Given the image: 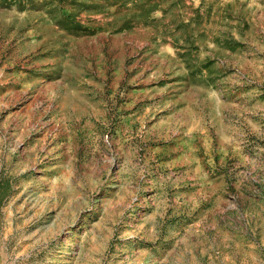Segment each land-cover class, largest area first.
Listing matches in <instances>:
<instances>
[{
  "label": "rangeland",
  "instance_id": "rangeland-1",
  "mask_svg": "<svg viewBox=\"0 0 264 264\" xmlns=\"http://www.w3.org/2000/svg\"><path fill=\"white\" fill-rule=\"evenodd\" d=\"M150 261L264 264V0H0V264Z\"/></svg>",
  "mask_w": 264,
  "mask_h": 264
},
{
  "label": "crops",
  "instance_id": "crops-1",
  "mask_svg": "<svg viewBox=\"0 0 264 264\" xmlns=\"http://www.w3.org/2000/svg\"><path fill=\"white\" fill-rule=\"evenodd\" d=\"M250 211L252 212V208L250 206V209H247V208H244L241 212H235L233 213L234 214V218H237V222L235 220H233L231 223H232V231H236V228L238 230V235L241 236V238L239 239L240 242H244L243 235H246L247 234V231L244 230V227L247 223V220L249 219V215L251 216L250 214ZM253 216V215H252ZM242 219V221H241ZM237 223V224H236ZM242 234V235H241Z\"/></svg>",
  "mask_w": 264,
  "mask_h": 264
},
{
  "label": "bare ground",
  "instance_id": "bare-ground-1",
  "mask_svg": "<svg viewBox=\"0 0 264 264\" xmlns=\"http://www.w3.org/2000/svg\"><path fill=\"white\" fill-rule=\"evenodd\" d=\"M149 263H150V264H153L154 262L150 261Z\"/></svg>",
  "mask_w": 264,
  "mask_h": 264
}]
</instances>
